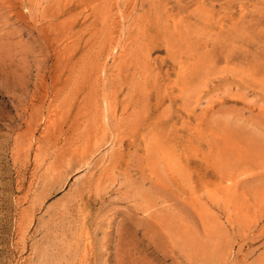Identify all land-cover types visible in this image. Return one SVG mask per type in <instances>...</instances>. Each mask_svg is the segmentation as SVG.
Listing matches in <instances>:
<instances>
[{
  "label": "rangeland",
  "instance_id": "374dc122",
  "mask_svg": "<svg viewBox=\"0 0 264 264\" xmlns=\"http://www.w3.org/2000/svg\"><path fill=\"white\" fill-rule=\"evenodd\" d=\"M0 264H264V0H0Z\"/></svg>",
  "mask_w": 264,
  "mask_h": 264
}]
</instances>
